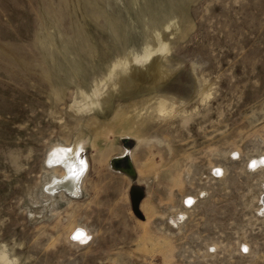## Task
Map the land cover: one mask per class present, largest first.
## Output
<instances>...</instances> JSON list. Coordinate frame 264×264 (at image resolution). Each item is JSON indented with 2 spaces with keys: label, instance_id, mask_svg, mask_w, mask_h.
Listing matches in <instances>:
<instances>
[{
  "label": "rangeland",
  "instance_id": "1",
  "mask_svg": "<svg viewBox=\"0 0 264 264\" xmlns=\"http://www.w3.org/2000/svg\"><path fill=\"white\" fill-rule=\"evenodd\" d=\"M147 27L169 51L108 80L159 46ZM158 97L176 110L147 113ZM263 160L264 0H0V252L16 264H264Z\"/></svg>",
  "mask_w": 264,
  "mask_h": 264
},
{
  "label": "bare ground",
  "instance_id": "2",
  "mask_svg": "<svg viewBox=\"0 0 264 264\" xmlns=\"http://www.w3.org/2000/svg\"><path fill=\"white\" fill-rule=\"evenodd\" d=\"M174 18L178 20L180 18V15L179 14L175 15ZM170 27H171V24L168 22H166L165 24L162 25V28H164L165 30L169 29ZM176 30L177 31L180 30V26H179V28L177 26ZM147 32H148V36H150L152 34L154 35V38L159 43V46L156 47V46H154V43H152L151 41H146L145 47L143 49V54L139 55L136 53H132L130 51V52L126 53L125 55H123L122 57L117 58L109 67L108 80L114 79V77H116V75H118L120 73H127V72L132 71V69H137L136 66H146L147 64H149V67H151L156 62L155 58H157L159 55H164L169 51V43L166 41H165L166 42L165 43L163 41V38L161 35L162 32L158 29V27H153V28L147 27ZM154 42H155V40H154ZM105 82H102V84L103 83L105 84ZM82 94H83V92H82ZM93 95L95 96L96 101L92 100L87 105H84L82 108L80 107L78 112L84 113L87 110L92 109L93 107H96L97 105H99L98 98L101 95L100 90L97 88L94 91ZM85 96H86L87 100H90V98H91L90 96H88L86 94H85ZM197 96L201 99L200 101H204L205 99H210L209 98L210 93L208 92L207 87L205 85H203L202 83L199 84ZM176 106H177V104L173 98L158 97L155 100V103H153V104L150 103V105L148 107H146V111H147V113H150V111H151L152 113H159V114L165 116L167 114H172L176 110ZM255 160L253 162H255L254 164L256 167H263V162H262L261 158L255 159ZM132 171H133V174H130V175L134 176L135 171L133 168H132ZM77 175L78 174H76V172H75V174H73L69 180H66L65 182L55 183L53 186L56 188L63 186V187H67L70 190H73L74 180H75ZM263 187H264V184H263ZM192 199L193 198H190V199H188V201H191ZM259 204H260V202H259ZM261 205H262V212H264V196L261 199ZM262 215H264V214H262ZM76 232H78V233L82 232L83 233V237L81 238V241H87L88 240L89 234L84 228H78L76 230ZM0 263L1 264H16V259H10L7 255V253L0 252Z\"/></svg>",
  "mask_w": 264,
  "mask_h": 264
},
{
  "label": "water",
  "instance_id": "3",
  "mask_svg": "<svg viewBox=\"0 0 264 264\" xmlns=\"http://www.w3.org/2000/svg\"><path fill=\"white\" fill-rule=\"evenodd\" d=\"M121 164H122L121 159H117V160H114V161H113V166H115L116 168H118ZM123 166H124L123 169H125L124 171H125L128 175L133 174L132 167H131V164H130L129 162H125V163H123ZM128 171H129V172H128ZM130 171H131V172H130ZM130 176L134 177L135 175H134V176H133V175H130Z\"/></svg>",
  "mask_w": 264,
  "mask_h": 264
},
{
  "label": "snow or ice",
  "instance_id": "4",
  "mask_svg": "<svg viewBox=\"0 0 264 264\" xmlns=\"http://www.w3.org/2000/svg\"><path fill=\"white\" fill-rule=\"evenodd\" d=\"M81 164L83 165V161H81ZM253 166H255V165H253ZM217 171H219V170H217ZM188 203H191V201H188ZM82 237H83V233L80 232V233H77V234L73 237V239L81 240ZM244 251L247 252L248 249L245 248Z\"/></svg>",
  "mask_w": 264,
  "mask_h": 264
}]
</instances>
